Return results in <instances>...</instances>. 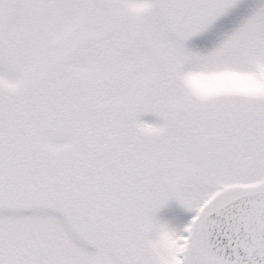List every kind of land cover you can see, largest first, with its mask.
I'll return each instance as SVG.
<instances>
[{
  "label": "snow or ice",
  "instance_id": "1",
  "mask_svg": "<svg viewBox=\"0 0 264 264\" xmlns=\"http://www.w3.org/2000/svg\"><path fill=\"white\" fill-rule=\"evenodd\" d=\"M0 264H264V0H0Z\"/></svg>",
  "mask_w": 264,
  "mask_h": 264
}]
</instances>
